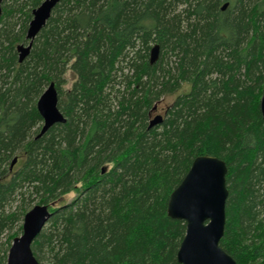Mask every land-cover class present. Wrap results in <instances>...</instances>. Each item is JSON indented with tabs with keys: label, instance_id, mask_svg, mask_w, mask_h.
I'll use <instances>...</instances> for the list:
<instances>
[{
	"label": "trees",
	"instance_id": "1",
	"mask_svg": "<svg viewBox=\"0 0 264 264\" xmlns=\"http://www.w3.org/2000/svg\"><path fill=\"white\" fill-rule=\"evenodd\" d=\"M43 1H1L0 238L43 205L38 262L178 264L185 224L167 202L192 161L211 156L227 168L219 247L236 264H264V0H60L18 62ZM50 84L65 122L36 138Z\"/></svg>",
	"mask_w": 264,
	"mask_h": 264
},
{
	"label": "water",
	"instance_id": "2",
	"mask_svg": "<svg viewBox=\"0 0 264 264\" xmlns=\"http://www.w3.org/2000/svg\"><path fill=\"white\" fill-rule=\"evenodd\" d=\"M59 2L60 0H44L32 11V19L25 34L26 44H20L16 48L18 62H22L29 54L33 40ZM226 7L227 4H224L221 10ZM158 54L159 47L154 45L149 53L150 64L157 61ZM36 109L42 119V127L36 138L41 137L53 125L65 122L57 109L54 84L44 90L36 103ZM259 112L264 120V86L259 100ZM161 120L162 116H155L150 120L149 127L159 124ZM14 163L15 160L10 169ZM226 174L227 168L223 161L211 156L196 157L180 184L170 194L167 217L185 224V233L176 253L178 264H236L219 247L225 227ZM50 215L47 206L36 205L23 216L21 236L13 239L7 252L6 264H40L32 254L31 245Z\"/></svg>",
	"mask_w": 264,
	"mask_h": 264
},
{
	"label": "rangeland",
	"instance_id": "3",
	"mask_svg": "<svg viewBox=\"0 0 264 264\" xmlns=\"http://www.w3.org/2000/svg\"><path fill=\"white\" fill-rule=\"evenodd\" d=\"M123 74H127L126 71H123ZM65 78H66V83L62 85V90L63 92H66L68 91L70 88H71V85H72V78H71V75H70V71H67L66 72V75H65ZM123 84V83H122ZM185 91V89H184ZM177 93H174V94H170V95H167V96H164L163 98L160 99V101L155 105V108L154 110L150 113V119H153L155 116L159 115V116H162L165 109L167 107H169V105L171 104V102L173 101V98L175 97ZM110 167V166H109ZM107 166V168H109ZM75 197L74 193H69L62 201L61 203H69L73 200V198ZM19 204L18 200H14L12 203H11V206L12 207L11 209H14L15 207H17V205ZM34 207V206H33ZM22 225V224H21ZM18 226V225H17ZM15 227L13 228L12 231H9V232H6L5 234H3L0 238V246H1V249L0 251H3L4 249H6L8 246H7V236H10L12 234H16L15 238L17 237H20L21 236V232L18 231V227ZM45 227V226H44ZM12 241H10V244L11 245ZM10 248V246H9ZM43 258H45V260H40V264H48V259L46 258V256H43Z\"/></svg>",
	"mask_w": 264,
	"mask_h": 264
},
{
	"label": "flooded vegetation",
	"instance_id": "4",
	"mask_svg": "<svg viewBox=\"0 0 264 264\" xmlns=\"http://www.w3.org/2000/svg\"><path fill=\"white\" fill-rule=\"evenodd\" d=\"M32 19V18H31Z\"/></svg>",
	"mask_w": 264,
	"mask_h": 264
}]
</instances>
